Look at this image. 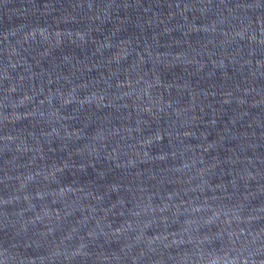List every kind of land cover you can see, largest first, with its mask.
I'll use <instances>...</instances> for the list:
<instances>
[{"label": "water", "instance_id": "95a60500", "mask_svg": "<svg viewBox=\"0 0 264 264\" xmlns=\"http://www.w3.org/2000/svg\"><path fill=\"white\" fill-rule=\"evenodd\" d=\"M0 264H264V0H0Z\"/></svg>", "mask_w": 264, "mask_h": 264}]
</instances>
